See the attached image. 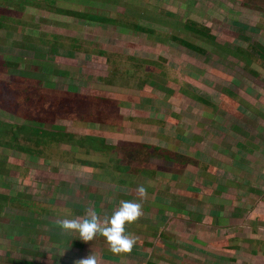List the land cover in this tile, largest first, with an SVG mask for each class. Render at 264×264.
<instances>
[{"label": "rangeland", "instance_id": "1", "mask_svg": "<svg viewBox=\"0 0 264 264\" xmlns=\"http://www.w3.org/2000/svg\"><path fill=\"white\" fill-rule=\"evenodd\" d=\"M129 200L128 253L61 228ZM90 254L264 264V0H0V264Z\"/></svg>", "mask_w": 264, "mask_h": 264}, {"label": "clouds", "instance_id": "2", "mask_svg": "<svg viewBox=\"0 0 264 264\" xmlns=\"http://www.w3.org/2000/svg\"><path fill=\"white\" fill-rule=\"evenodd\" d=\"M136 191L143 197L146 194L144 185H137ZM142 205L137 201H122L110 216L103 219L92 209H89L84 218L73 217L70 210H65L61 228L66 233L78 234L83 242L92 241L97 235L105 238L109 245L108 251L113 255L128 253L136 244V240L126 233V225L138 219ZM80 264H98L94 254L79 260Z\"/></svg>", "mask_w": 264, "mask_h": 264}, {"label": "trees", "instance_id": "3", "mask_svg": "<svg viewBox=\"0 0 264 264\" xmlns=\"http://www.w3.org/2000/svg\"><path fill=\"white\" fill-rule=\"evenodd\" d=\"M21 2V1H20ZM91 17H96L98 18L99 16L98 15H91ZM150 264H155V263H150Z\"/></svg>", "mask_w": 264, "mask_h": 264}]
</instances>
